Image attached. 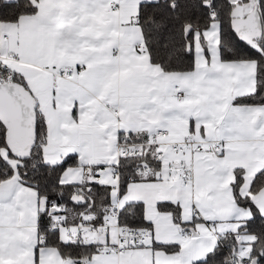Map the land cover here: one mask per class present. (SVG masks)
Here are the masks:
<instances>
[{
	"label": "snow or ice",
	"instance_id": "6c2138e0",
	"mask_svg": "<svg viewBox=\"0 0 264 264\" xmlns=\"http://www.w3.org/2000/svg\"><path fill=\"white\" fill-rule=\"evenodd\" d=\"M0 264H264V0H0Z\"/></svg>",
	"mask_w": 264,
	"mask_h": 264
},
{
	"label": "crops",
	"instance_id": "0c3cea01",
	"mask_svg": "<svg viewBox=\"0 0 264 264\" xmlns=\"http://www.w3.org/2000/svg\"><path fill=\"white\" fill-rule=\"evenodd\" d=\"M99 59V58H97ZM95 73L94 72H89V73H81L80 76H75L76 80H79L82 84H85L86 86L89 85L94 77ZM108 79V77H104L100 83L103 85V87H101L99 89V92H98V95H93L92 99H90V103L92 104H97L98 100L102 97H104L105 95V92L107 90V84L104 83V80ZM68 81H73V77L72 78H69L67 77V81H63V83L71 90V93L73 95H76L78 94L81 89H79L77 87V85L73 82L71 84L68 83ZM70 107V102H69V105ZM183 123V128H181V122H173V126L175 127V129H177V132H173V135H177L178 132H183V133H186L187 132V122L184 121L182 122ZM101 127H104V125H101Z\"/></svg>",
	"mask_w": 264,
	"mask_h": 264
},
{
	"label": "built area",
	"instance_id": "2783aa9c",
	"mask_svg": "<svg viewBox=\"0 0 264 264\" xmlns=\"http://www.w3.org/2000/svg\"><path fill=\"white\" fill-rule=\"evenodd\" d=\"M76 76V72L75 71H73V73H72V76L71 77H69V78H72V77H75Z\"/></svg>",
	"mask_w": 264,
	"mask_h": 264
}]
</instances>
